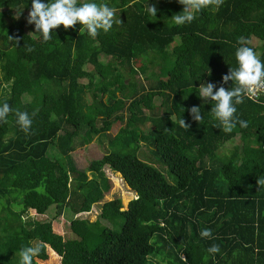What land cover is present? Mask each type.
<instances>
[{"label": "trees", "instance_id": "1", "mask_svg": "<svg viewBox=\"0 0 264 264\" xmlns=\"http://www.w3.org/2000/svg\"><path fill=\"white\" fill-rule=\"evenodd\" d=\"M31 2L0 0V91L3 83L10 89L0 106L13 109L0 123V264H19L33 240L47 245L38 260L49 258V248L61 264H264V186L257 183L264 178V94L236 105L248 127L225 133L197 91L201 83L214 91L234 86L223 77L238 67L239 37L264 62V0H223L184 25L171 20L183 11L178 0H78L116 8L121 22L95 39L79 23L61 25L47 42L29 37L23 20H4V10L29 12ZM242 6L249 10L241 14ZM194 106L201 124L188 111ZM16 109L32 117L28 133ZM117 123L109 149L86 168H111L136 193L125 209L101 204L100 217L116 215L107 227L78 216L105 193L72 153ZM145 160L167 167L175 183ZM30 210L43 218L24 220ZM66 210L70 239L53 230ZM203 229L213 238H201ZM213 244L216 254L207 251Z\"/></svg>", "mask_w": 264, "mask_h": 264}, {"label": "clouds", "instance_id": "2", "mask_svg": "<svg viewBox=\"0 0 264 264\" xmlns=\"http://www.w3.org/2000/svg\"><path fill=\"white\" fill-rule=\"evenodd\" d=\"M178 3L183 5V11L173 15L171 20L175 25H184L191 23L196 18V14L205 9H218L223 4V0H178ZM145 10L152 16L157 15L155 6L148 4ZM116 12V8L109 7L105 3L85 2L79 4L78 0H50L48 3H43L41 0H32L27 23L35 25V34L30 35H36L44 42L51 40L53 29H58L63 25L64 29L68 30L74 28L77 23L80 25V33L86 32L95 39L101 30L107 33L115 23L121 22L115 19ZM15 41L19 44V39ZM237 43L239 47L235 57L238 67L232 68L230 74L223 77L224 83L231 80L234 82V86L230 90L220 87L218 91H214V85L205 86L201 83L197 90L203 101L212 102L210 113L219 122L216 127L225 133H231L237 124L241 128H247L248 122L240 120L236 116V105L242 104L245 98L252 99L264 94V62L261 61L254 49L248 46L250 40L239 37ZM12 111L13 109L8 103L0 106V123H6L7 117ZM188 111H190L193 120L201 124L203 121L201 108L194 106ZM15 115L21 130L28 133L32 126V117L19 109L15 110ZM34 115L35 113L32 114V116ZM179 123L186 129L190 127L183 118ZM257 183L260 187L264 186V178H259ZM163 202L161 199V205ZM200 236L204 239L213 238L210 229L201 230ZM46 247L44 242L23 247L18 253L19 264H33L34 258L38 257ZM207 251L210 254H216L220 248L213 244Z\"/></svg>", "mask_w": 264, "mask_h": 264}, {"label": "rangeland", "instance_id": "3", "mask_svg": "<svg viewBox=\"0 0 264 264\" xmlns=\"http://www.w3.org/2000/svg\"><path fill=\"white\" fill-rule=\"evenodd\" d=\"M248 10H249L248 8L243 9V6H242L240 9V13L241 14L246 13ZM28 15H29V12L23 11L22 9L4 10V20L7 24H10L14 22L15 20H23L25 22V30H26L27 35L33 39L43 41L42 38L36 35H30V34H35V25L34 24L29 25L27 23ZM255 40L256 39L252 38L251 39L252 43ZM106 59L108 58L102 57L103 61H105ZM143 62L144 61L142 59H138L135 62V66L139 67V65H141ZM167 65L168 67H171V65H173L172 61L169 62ZM148 75L151 76L150 73H148ZM0 78H2L1 72H0ZM141 79L143 80L144 77L141 76ZM3 86H4V83L2 85V88L4 89L0 91V101H5L8 98H10V89L8 88V86L6 87L5 86L3 87ZM119 88H122V86ZM123 88H126V86H124ZM127 91L129 93L128 88H126L124 92L127 93ZM83 99L85 102L88 100L87 94L85 93L83 94ZM156 103L157 102H155V104ZM120 128H121V125H119L118 123L115 124L112 128H110V130H108V132L105 135L101 134L100 137H93L92 140H90L87 143V145L77 149L75 152L72 153V157L74 158L77 166L85 170V173L87 174V177L89 179L93 178V179L98 180L103 192L105 193V197L103 201L100 202L99 204L94 205L92 207L91 212L81 213L78 216L82 218H87L90 221H95L97 219H100L101 223L107 227H113L114 223L116 222V219H115L116 215L111 216L109 219L100 217V211H101V206H102L101 204L106 201H110L117 208V210H121V207L125 209L128 203L132 199L136 198V193L130 190V188L125 183L124 179L122 178L121 174L113 172V169L105 168L103 171H100V172H95V171L91 172L90 170H87L86 168L92 160L101 158L104 155L106 150L109 149V146H108L109 138L116 135L120 131ZM146 128H148V125L146 126ZM12 136L13 135L9 133L7 136L3 138V142L7 143L8 140L12 138ZM232 145L233 144H230L228 146L226 145V148H224L223 150L228 151L229 149H231ZM145 161L155 166L166 177L169 183L171 184L175 183V178L169 173L167 167H164L161 164L158 165L157 163H153L148 160H145ZM35 213L36 212L34 210H30L28 213L25 212L23 219L27 220L29 217H32V218L35 217L36 219L43 218L42 216H38V215L35 216L36 215ZM71 216H72L71 213L68 210H66L60 216V218L53 221L54 232L61 234L66 239H70L74 237V235L71 233L69 229ZM75 217L77 216L73 215V218ZM27 227H28V224H27ZM38 243H39L38 241H34V240L30 242L31 246L38 244ZM47 250H48L49 258L46 261H41V260H38L37 258H35V260L39 264H61L60 258L57 255L52 254L49 248Z\"/></svg>", "mask_w": 264, "mask_h": 264}, {"label": "built area", "instance_id": "4", "mask_svg": "<svg viewBox=\"0 0 264 264\" xmlns=\"http://www.w3.org/2000/svg\"><path fill=\"white\" fill-rule=\"evenodd\" d=\"M258 96H259V95H258ZM258 96L254 97V98H252V99H256Z\"/></svg>", "mask_w": 264, "mask_h": 264}]
</instances>
